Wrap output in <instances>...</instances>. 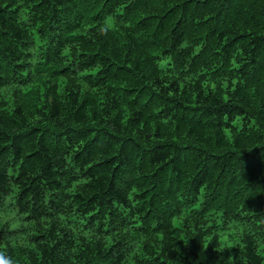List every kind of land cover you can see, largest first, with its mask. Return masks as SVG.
Listing matches in <instances>:
<instances>
[{
  "label": "trees",
  "instance_id": "obj_1",
  "mask_svg": "<svg viewBox=\"0 0 264 264\" xmlns=\"http://www.w3.org/2000/svg\"><path fill=\"white\" fill-rule=\"evenodd\" d=\"M0 252L264 264V0H0Z\"/></svg>",
  "mask_w": 264,
  "mask_h": 264
},
{
  "label": "rangeland",
  "instance_id": "obj_2",
  "mask_svg": "<svg viewBox=\"0 0 264 264\" xmlns=\"http://www.w3.org/2000/svg\"><path fill=\"white\" fill-rule=\"evenodd\" d=\"M236 232L237 229L235 227H230L221 234V240L226 243L227 247L231 246L235 242L237 238Z\"/></svg>",
  "mask_w": 264,
  "mask_h": 264
},
{
  "label": "clouds",
  "instance_id": "obj_3",
  "mask_svg": "<svg viewBox=\"0 0 264 264\" xmlns=\"http://www.w3.org/2000/svg\"><path fill=\"white\" fill-rule=\"evenodd\" d=\"M0 264H16V262L6 256L3 252H0Z\"/></svg>",
  "mask_w": 264,
  "mask_h": 264
}]
</instances>
